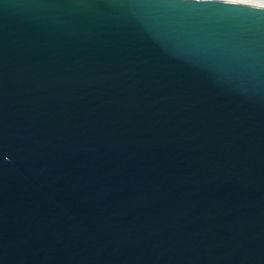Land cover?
<instances>
[{"label":"water","instance_id":"95a60500","mask_svg":"<svg viewBox=\"0 0 264 264\" xmlns=\"http://www.w3.org/2000/svg\"><path fill=\"white\" fill-rule=\"evenodd\" d=\"M0 264H264V2L0 0Z\"/></svg>","mask_w":264,"mask_h":264},{"label":"bare ground","instance_id":"6f19581e","mask_svg":"<svg viewBox=\"0 0 264 264\" xmlns=\"http://www.w3.org/2000/svg\"><path fill=\"white\" fill-rule=\"evenodd\" d=\"M258 1L264 2V0H258Z\"/></svg>","mask_w":264,"mask_h":264}]
</instances>
